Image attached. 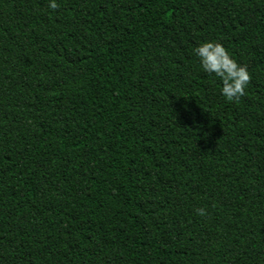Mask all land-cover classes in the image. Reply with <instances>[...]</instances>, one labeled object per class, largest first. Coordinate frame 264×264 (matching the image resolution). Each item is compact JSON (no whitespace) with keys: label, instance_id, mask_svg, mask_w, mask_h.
I'll return each mask as SVG.
<instances>
[{"label":"trees","instance_id":"16d2710c","mask_svg":"<svg viewBox=\"0 0 264 264\" xmlns=\"http://www.w3.org/2000/svg\"><path fill=\"white\" fill-rule=\"evenodd\" d=\"M57 3L0 0V264H264V0Z\"/></svg>","mask_w":264,"mask_h":264},{"label":"clouds","instance_id":"9594fccd","mask_svg":"<svg viewBox=\"0 0 264 264\" xmlns=\"http://www.w3.org/2000/svg\"><path fill=\"white\" fill-rule=\"evenodd\" d=\"M57 0H48V8L56 10ZM199 67L206 74L219 78L220 95L227 101H239L245 95L250 75L246 67L239 65L230 53L219 43L205 41L194 49ZM203 215V209H197Z\"/></svg>","mask_w":264,"mask_h":264}]
</instances>
